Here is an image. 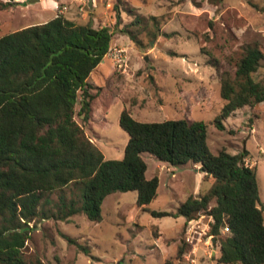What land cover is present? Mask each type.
Wrapping results in <instances>:
<instances>
[{
    "label": "trees",
    "instance_id": "obj_1",
    "mask_svg": "<svg viewBox=\"0 0 264 264\" xmlns=\"http://www.w3.org/2000/svg\"><path fill=\"white\" fill-rule=\"evenodd\" d=\"M10 4L14 2H0L2 8ZM114 9L112 29L57 15L0 36V264H42L24 253L38 219L67 220L81 212L98 222L105 197L126 191H135L136 205L147 210L157 197L159 178H146L143 152L172 165L199 164L204 177L212 179L204 193L189 195L174 211L150 210L153 216H182L187 221L200 213L210 215L218 262L264 264L263 207L256 169L246 163L245 147L237 153L225 148L213 153L206 122L140 121L124 107L118 119L128 135L123 157L105 159L75 120V114L83 123L90 119L96 93L87 79L106 55L114 32L139 42L137 33L119 27L118 5ZM132 24L139 25L140 18ZM212 59L218 70L219 61ZM262 60V47L248 45L233 73L218 70L224 100L213 120L218 129H225L223 120L237 109L264 101V79L253 76ZM53 193L57 200L51 198ZM224 227L227 234L221 232ZM184 251L183 243L178 244L175 256L163 264H174Z\"/></svg>",
    "mask_w": 264,
    "mask_h": 264
},
{
    "label": "rangeland",
    "instance_id": "obj_2",
    "mask_svg": "<svg viewBox=\"0 0 264 264\" xmlns=\"http://www.w3.org/2000/svg\"><path fill=\"white\" fill-rule=\"evenodd\" d=\"M56 2L54 8L49 0L0 6V36L56 15L112 29L117 21L115 4L120 13L119 27L126 25L137 33L139 42L114 32L110 46L125 48V61L116 67L109 54L104 56L87 79L96 93L90 119L83 123L80 116L74 117L85 134L95 140L105 159L123 157L128 135L118 119L124 107L140 121L202 120L207 124V143L213 153L222 148L230 153L244 147L249 151L264 215V103L237 109L223 120V130L213 123L224 103L219 71L233 73L236 60L248 45L257 44L264 50L263 0ZM63 6L66 9L60 13ZM137 17L140 24H132ZM212 58L219 61V71ZM253 76L264 79V60ZM78 109L79 103L75 112ZM141 155L147 164L146 178H159L157 197L147 204V210L136 205L135 191H126L105 197L98 222L90 221L81 212L67 220L38 219L26 242V258L38 259L42 264H163L164 259L175 256L176 246L183 243L185 251L174 264H187L192 252L202 254L196 264H223L217 260L218 243L209 232L210 215L200 213L184 221L182 216L155 217L150 213L175 210L189 195L207 191L212 179L204 177L199 164L172 165L148 152ZM66 196H71L68 190ZM51 198L57 200V194H51ZM221 232L227 234V228ZM63 235L77 243L68 242ZM191 235L195 238L193 244L186 241ZM79 245L90 252L86 254Z\"/></svg>",
    "mask_w": 264,
    "mask_h": 264
},
{
    "label": "built area",
    "instance_id": "obj_3",
    "mask_svg": "<svg viewBox=\"0 0 264 264\" xmlns=\"http://www.w3.org/2000/svg\"><path fill=\"white\" fill-rule=\"evenodd\" d=\"M20 2H25L27 0H17ZM66 9L65 6H63L62 9L58 10L60 13L63 12V10ZM57 16V15H56ZM125 48L123 47H114V46H109L108 51L106 54H109V56H111L114 64L116 67H121L122 64L125 61ZM247 163V162H246ZM192 238L190 239V236L186 237V241H188L189 243L193 244L194 243V236L191 235ZM189 262H187V264H194L195 263V259L193 257V252L189 255Z\"/></svg>",
    "mask_w": 264,
    "mask_h": 264
},
{
    "label": "crops",
    "instance_id": "obj_4",
    "mask_svg": "<svg viewBox=\"0 0 264 264\" xmlns=\"http://www.w3.org/2000/svg\"><path fill=\"white\" fill-rule=\"evenodd\" d=\"M16 2H14V3H20V1H17V0H15ZM37 1H39V0H37ZM56 1H58V0H49V2L51 3V5H53V8L56 6ZM26 2V1H25ZM25 2H22V3H25ZM7 7V6H6ZM55 16V15H54ZM69 19H71L72 20V18H69ZM50 20V19H49ZM44 22H46L45 20L44 21H38V22H34V23H31L32 25H34V24H39V23H44ZM27 27V26H26ZM106 56V55H105ZM100 66V63L95 67V70L96 69H98V67ZM91 74V73H90ZM90 76V75H89ZM264 103V101H262V102H260V103H258L257 104V106H259V105H261V104H263ZM256 107V106H255ZM236 112H234L232 115H234ZM253 126V121L251 122V126H249V128H250V130H251V132L254 130V128L252 127ZM91 141H93L94 143H95V140L94 139H91ZM96 144V143H95ZM249 152V151H248ZM249 157H250V154L248 155V157L246 158V162H247V164H249L250 166H252V162L249 160ZM174 211V210H173ZM183 219H184V221H185V218L183 217ZM184 223V222H183ZM227 233H228V231H227ZM215 241V240H214ZM213 241V242H214ZM217 246H215V248L217 247L218 249H219V245L218 244H216ZM177 247L178 246H176V250H177ZM198 249V248H197ZM198 251V250H197ZM211 252L213 253V254H215L216 253V250L215 249H212L211 250ZM201 255L202 254H198L197 255V252L196 253H194V255H193V257H194V259H195V264H196V261H197V259L199 258V257H201ZM212 257H210L209 256V260L211 259ZM167 259V258H166ZM164 261H165V259H164ZM163 261V262H164ZM201 263H203V262H201Z\"/></svg>",
    "mask_w": 264,
    "mask_h": 264
},
{
    "label": "water",
    "instance_id": "obj_5",
    "mask_svg": "<svg viewBox=\"0 0 264 264\" xmlns=\"http://www.w3.org/2000/svg\"><path fill=\"white\" fill-rule=\"evenodd\" d=\"M31 2H33V1H37V0H30Z\"/></svg>",
    "mask_w": 264,
    "mask_h": 264
}]
</instances>
